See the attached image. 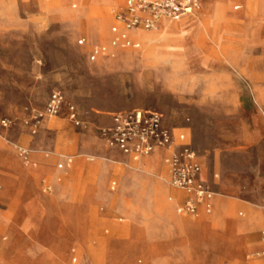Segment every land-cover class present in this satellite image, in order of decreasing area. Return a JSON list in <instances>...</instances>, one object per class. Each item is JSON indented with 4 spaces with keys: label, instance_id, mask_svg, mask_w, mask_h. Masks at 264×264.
Listing matches in <instances>:
<instances>
[{
    "label": "rangeland",
    "instance_id": "1",
    "mask_svg": "<svg viewBox=\"0 0 264 264\" xmlns=\"http://www.w3.org/2000/svg\"><path fill=\"white\" fill-rule=\"evenodd\" d=\"M31 1L0 0V156L17 161L22 172L0 173V264L4 259L18 264H105L103 242L128 236L116 226L139 221L152 231L151 216L142 210L146 195L133 191L139 177L144 178L145 187L154 180L170 192L177 191L169 185L167 164L165 173L148 172L144 165L141 168L144 161L163 165L165 158L156 156V149L141 157L138 167L124 165L122 158L108 153L96 130L111 114L137 108L161 112L175 144L184 136L202 167L201 178L215 193V202L230 204L220 222L223 226L225 220L241 224L239 253L225 247L217 264H264V252L257 247L264 229V0H228L214 35L210 38L202 33L192 39L209 64L184 60L187 50L177 49L185 40L177 37L165 42L170 51L164 54L146 56L141 45L138 50L126 49L92 62L88 59L91 45L109 41L110 0H44L41 7ZM89 1L103 10L101 39L95 30L89 36L93 10ZM235 5L242 8L234 10ZM241 13L262 18L254 25L249 43ZM81 37L86 39L84 45L78 44ZM53 91L62 92L76 106L84 128L58 117L51 119L56 125L46 127L44 123L38 135L30 136L20 122L41 109ZM4 118L15 125L2 127ZM16 145L29 151L28 161L19 156ZM61 156L73 158L65 171L57 168ZM39 157L51 160L44 164L52 171L35 182L47 209L54 208L53 177L68 178L77 160L82 163L80 176L85 175L87 165L108 167L105 192L113 203L122 198V207L113 211L102 198L83 224V248L70 238L76 229L71 216L32 206L27 175L41 168ZM27 162L36 163L37 168ZM112 180L118 185L114 193L109 191ZM170 196L166 195L169 203ZM216 213L215 205L206 216ZM200 217L201 213L193 216ZM150 253L155 255L156 249L150 248ZM146 259L140 255L135 261L143 264ZM162 260L164 264H181L186 259Z\"/></svg>",
    "mask_w": 264,
    "mask_h": 264
},
{
    "label": "crops",
    "instance_id": "2",
    "mask_svg": "<svg viewBox=\"0 0 264 264\" xmlns=\"http://www.w3.org/2000/svg\"><path fill=\"white\" fill-rule=\"evenodd\" d=\"M227 1L228 0H200L201 5L198 13L195 16H188L189 18H183H187L180 24V26L183 27V33L181 29L179 30L177 24L168 21L160 25L157 31H143L144 34H142V32H139L142 30H138L135 32V34H133V38L140 43V48L141 45H143L145 55L148 56V54L158 55L167 53L168 51H170V49L168 48L165 42H167V40H169L171 37H177L180 40H185L177 49L180 51L187 50L184 55V60L188 62H195L198 64H209L207 61H205V58L199 53L194 43L191 41L193 38L202 33H205L210 38L214 35L215 26L218 25L220 22L221 16L223 15V12L226 8ZM31 2H33V4L38 3V6L40 7L44 4V0H33ZM110 2L112 3L110 6H112L113 9L115 7L122 6L124 0H110ZM89 6L93 9L91 16L93 30H95V32L97 30L96 33L101 39L104 36V32L101 29L99 21H101L100 15L101 13H103V10L97 8V6H94V4L92 5L90 1ZM74 7H76V5H74ZM241 8V5H235L233 7L234 10H240ZM262 9L264 15V7H262ZM240 15L243 16L246 22V30L244 34L246 42L249 43L250 39L252 38V32L255 29L254 25L258 23L262 18H259L257 20L253 17L247 18L246 16H244L243 13H241ZM115 24L116 22L114 21L113 16L110 13V27L108 29L109 39L111 37L110 28L112 25ZM241 34L243 33H237L239 37L241 36V38H243L244 35ZM188 39L190 40L188 41ZM123 51L125 50H118L117 53ZM221 67L223 73L224 67ZM51 119L52 118L45 119L42 123V126L44 123L46 127L56 125L57 121ZM109 123L110 117L102 126L107 125ZM165 125L171 130L172 133V129L169 127V125H167L166 123ZM83 128L84 127L80 129ZM97 129L98 127L96 128V130ZM179 139L181 140V143L175 144L173 136V144L170 148L157 149L154 152L156 156L165 158V163H163V165L162 162L160 165L157 164L156 160L144 161V163L142 162V165L145 166V169L148 172H151L154 169L161 173H165V165L167 164L169 174L168 164L171 153L175 149H178L183 145H188L192 148L189 143L184 142L183 135L180 136ZM106 148L110 155L122 158L125 161L123 162L124 165H136L138 167V163L143 159L141 157L123 155L122 153L116 150L109 149L107 146ZM38 160L41 162V168L34 172L35 179L31 175H27L30 177L31 183V190L28 191V193L31 200H33L32 206H37L41 211H45L46 213L57 214L62 211L66 215V217L71 216L76 229L70 238L73 243L77 244L81 248L85 247L86 239L82 231L83 224L86 220L89 219V216H91L93 212L97 210V207L101 202L102 198H106L105 200L109 203L113 211L116 209L117 206L122 207V198L121 201L117 200L113 203V198L108 196V194L105 192V172L107 171L108 167L105 165L101 166L97 164V167L95 169L96 173L94 172V177L93 174L91 175L89 173L90 165H87L84 167L85 175L82 174L84 176H80V167L82 166V163L80 160H77L75 169L73 170V172H71L68 178L62 180L61 176L57 174L58 179L56 180V178L52 176L53 180L55 179L54 186L56 192L53 193V196H51V200H55V202H60L61 206L59 208L47 209L42 205L40 201V194L37 191V186L35 182L41 174L50 173V171H52L47 165L44 164L51 160L44 159L41 157H39ZM70 166L71 165L65 166L62 169L58 167L57 168L58 170L65 171ZM20 170L21 169L18 167L17 161L9 157L4 158L3 156H0V173L8 175L12 173H22ZM199 178L202 182L209 185L207 180H203L201 178V171ZM143 179V177H139L136 179V188L133 192L146 195L145 208H143L142 210L144 211L145 216H151L152 231H147L145 229V225L143 223L141 224V222L139 221H132L127 226H116V230L119 231V233L123 232L128 236L126 239L103 242L102 246H104L105 248V264H122L120 259L124 258L125 256H128V258L130 257L131 259H133L135 264H142L141 261L139 263H136L135 261V259L140 255H144L147 257V261L144 264H164L162 259H186L185 261H181V264H217L218 259H222L221 254L225 247H232L235 254L239 253L240 245H243V242L239 237L241 224L234 220H225L226 223H224L223 226V223L220 222L221 217L224 216L225 211H227V208H229L230 204L223 200H217V202H215L214 199L213 209L211 213L213 212L215 205L217 213L214 214L212 217L206 216L210 215L211 213L207 214L204 211L203 206L198 207L197 215L180 212L179 208L182 207L189 198V196L185 192L174 188L169 184L171 188L177 190L175 192H170V190L166 186L158 185L154 180L150 183L148 187H145V182H143ZM123 183H125V181H123L122 184ZM117 187L118 185L115 180L110 181V192H116ZM168 193H171L173 195L169 197V201H171L172 203L166 201V195ZM116 198L120 199V196L118 195ZM173 202L175 203V212L173 211ZM222 202L226 204L225 209L223 208ZM220 211H222L223 213H221ZM200 213V218H193V216H199ZM180 215L184 216L181 217ZM119 220L122 221L121 218ZM233 224H236L235 229H233L232 227ZM263 230H261V232ZM261 239L262 242H259L257 247L262 248V251L264 252V239L262 235ZM14 246L15 245H13V247ZM150 248L156 249L155 255H151ZM72 253L74 254L75 250H72ZM2 262L3 264H18L14 261H9L5 259Z\"/></svg>",
    "mask_w": 264,
    "mask_h": 264
},
{
    "label": "built area",
    "instance_id": "3",
    "mask_svg": "<svg viewBox=\"0 0 264 264\" xmlns=\"http://www.w3.org/2000/svg\"><path fill=\"white\" fill-rule=\"evenodd\" d=\"M200 0H124L122 6L112 9L115 25L110 28L111 37L106 44H93L88 52L92 62L114 57L118 50L139 49L140 43L133 38L138 30L149 31L157 27L163 19L178 21L191 16L200 8ZM85 37L78 40L84 45ZM62 117L76 128L84 127V122L76 106L68 101L60 91H53L41 109L33 110L31 115L20 122L25 131L35 136L39 133L45 119ZM4 128H11L15 121L4 118ZM99 137L109 149L123 155L146 157L156 149L170 148L173 144L171 130L165 125L164 116L155 109L137 108L118 111L110 115V123L97 129ZM21 158L28 161L29 151L15 146ZM62 169L73 162L70 156H61ZM169 184L189 198L180 212L198 214V207L210 214L213 209L214 191L200 180L201 167L193 149L183 145L175 149L169 158ZM49 190V187H46ZM264 239V230L261 232Z\"/></svg>",
    "mask_w": 264,
    "mask_h": 264
},
{
    "label": "bare ground",
    "instance_id": "4",
    "mask_svg": "<svg viewBox=\"0 0 264 264\" xmlns=\"http://www.w3.org/2000/svg\"><path fill=\"white\" fill-rule=\"evenodd\" d=\"M96 2V0H93L92 1V3H95ZM202 3V2H201ZM199 11V9L197 10V11H195L191 16H189V17H192V16H195L196 14L195 13H197ZM188 17V18H189ZM215 17V16H214ZM187 19V18H186ZM186 19H184V20H180V21H176V22H174V21H171V20H166V19H163V20H161L160 22H159V24L157 25V27L156 28H154V29H152V30H158L159 29V27H160V25H162V24H164V23H166V22H168V21H170V22H173V23H175V24H177V27L179 28V30L181 29V31H182V33H183V27L182 26H180V24L183 22V21H185ZM93 27H91V32H90V34H89V36H91L92 34H93ZM149 31H151V30H149ZM96 32H97V30H96ZM140 33L142 32V34H144L143 33V31H139ZM186 33H188V32H186ZM142 40V39H141ZM27 165H31L33 168H36L37 167V165L36 164H31L30 162H27L26 163ZM96 167H97V163L96 164H94V165H92V166H90V170H89V173L92 175H94V172L96 171L95 169H96ZM141 168H143V165H142V167ZM141 168H140V171H142L141 170ZM96 173V172H95ZM201 173H202V168H201ZM29 175H31L34 179H35V177H34V175H35V173L33 172V173H30ZM208 176V175H207ZM87 177V176H86ZM94 177H95V175H94ZM96 179V178H95ZM57 180V179H56ZM87 180V179H86ZM223 203V208L225 209V203L224 202H222ZM46 206H48V205H46ZM52 206L54 207V208H59L60 206H61V203L60 202H55V200H53L52 201ZM204 221V220H203ZM233 229H235V227H236V224H233ZM140 254V253H139ZM136 255V254H135ZM121 260V262H122V264H135L134 263V261H133V259H131L130 257L128 258V256H125L124 258H122V259H120ZM144 264V263H143ZM150 264V263H149Z\"/></svg>",
    "mask_w": 264,
    "mask_h": 264
}]
</instances>
